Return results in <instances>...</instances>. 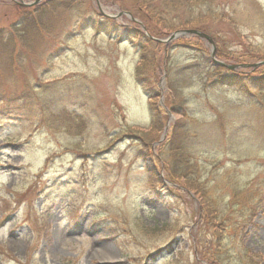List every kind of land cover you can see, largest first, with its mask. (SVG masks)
<instances>
[{"label": "rangeland", "instance_id": "374dc122", "mask_svg": "<svg viewBox=\"0 0 264 264\" xmlns=\"http://www.w3.org/2000/svg\"><path fill=\"white\" fill-rule=\"evenodd\" d=\"M100 10L264 57V0H0V264H264V66Z\"/></svg>", "mask_w": 264, "mask_h": 264}, {"label": "trees", "instance_id": "16d2710c", "mask_svg": "<svg viewBox=\"0 0 264 264\" xmlns=\"http://www.w3.org/2000/svg\"><path fill=\"white\" fill-rule=\"evenodd\" d=\"M53 0H51V2H52ZM55 2V1H54ZM52 12L50 11V14H51ZM26 24H28L29 25V27H32V21L31 20H28L27 21V19L22 23V26L21 27H23V26H26ZM29 29H32V28H29ZM4 31H1L0 32V44H4L5 42H10V40L8 39V38H6V36L4 35V33H3ZM21 32H24V30H21ZM136 33H139V32H136ZM135 33V34H136ZM24 34V33H23ZM128 34H131V33H128ZM133 35H134V33H133ZM138 37L139 38H141L142 40H143V37H142V35L139 33V35H138ZM214 42H215V44H216V38L214 37ZM11 44V43H10ZM142 52L144 51V49H142L141 50ZM215 56L217 57V58H221L222 56L220 55V54H218V48H217V50H216V52H215ZM261 59H264V57H260V58H257V59H255V60H261ZM210 60V59H209ZM211 61V60H210ZM214 66V70H213V75L215 76V77H220V78H233V79H236V77L238 78H240L241 76H240V74H236V73H233L232 71H229V70H227L226 68H224V67H221V66H216V65H213ZM252 81H253V84H255V86H259V87H262V88H264V76H260L259 78H254V79H252ZM11 100H12V98L9 96H7L4 92H0V102H2V101H7V102H11ZM260 197H264V194H263V191H260ZM262 195V196H261Z\"/></svg>", "mask_w": 264, "mask_h": 264}, {"label": "water", "instance_id": "95a60500", "mask_svg": "<svg viewBox=\"0 0 264 264\" xmlns=\"http://www.w3.org/2000/svg\"><path fill=\"white\" fill-rule=\"evenodd\" d=\"M13 1H16V0H13ZM37 2H39V0H34L32 2H29V3L20 2V4L28 6V5L36 4ZM187 34H195V35H197L199 37H202V38H205V39H207V40H209L211 42V39L207 35H205L204 33L200 32V31L193 30V29L175 31V32H173L171 34L170 39L176 38V37H179V36H182V35H187ZM158 41H160V40H158ZM215 63L218 64V65H223V66L229 67V68H234V66L226 65V64H224V63H222L220 61H215ZM258 64H260V63L252 64V66H256ZM165 130H166V128H165Z\"/></svg>", "mask_w": 264, "mask_h": 264}]
</instances>
